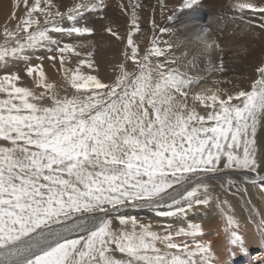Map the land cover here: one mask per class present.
Masks as SVG:
<instances>
[{
    "label": "snow or ice",
    "instance_id": "snow-or-ice-1",
    "mask_svg": "<svg viewBox=\"0 0 264 264\" xmlns=\"http://www.w3.org/2000/svg\"><path fill=\"white\" fill-rule=\"evenodd\" d=\"M159 2L163 12V0ZM21 3L24 12L17 15ZM198 3L183 0L182 7ZM229 3L247 25L258 19L256 27L264 30V0ZM13 7L10 20L16 23L3 27L0 62L6 67L10 60L24 61L26 77L43 90L26 86L17 71L0 75V264H219L211 241L199 239L200 224L174 228L169 223L156 231L127 210L186 216L214 199L205 180L219 179L229 170L253 183L261 181L264 192L257 159V131L264 128V62L248 88L207 87L204 73L227 71L222 58L217 65L210 57L222 49L207 29L197 35L203 45L199 55L207 60L204 67L199 56L187 59V53L177 65L171 53L178 45L155 34L141 56L130 31L131 52L124 56L135 68L121 63L114 80L107 82L81 71L83 65L94 68L91 51L73 68L72 57L82 55L79 46L51 35L91 34L94 29L76 26V18L103 7V0H80L66 13L53 0H16ZM65 17L76 24L61 26L57 18ZM132 17L136 25L135 11ZM152 24L159 27L155 20ZM106 31L122 39L111 27ZM36 49L49 53L36 60L53 62L74 90L71 94H61L42 63H31L28 52ZM224 219L228 243L246 253L240 223L230 208ZM249 222L256 223L264 242V213L251 209ZM235 254L229 249L230 256Z\"/></svg>",
    "mask_w": 264,
    "mask_h": 264
},
{
    "label": "bare ground",
    "instance_id": "bare-ground-1",
    "mask_svg": "<svg viewBox=\"0 0 264 264\" xmlns=\"http://www.w3.org/2000/svg\"><path fill=\"white\" fill-rule=\"evenodd\" d=\"M64 1H65L64 7H61V5H60V7H61L60 11L66 13L68 8H70L69 7L70 4H67L70 0H64ZM96 1H98V3H99V0H93L94 3ZM105 1L107 3V1H109V0H105ZM121 1H123L124 4H125V5L123 4L124 5V9L121 8ZM121 1H119L120 3L115 8L116 12H120V14L119 15L116 14V16H110L109 15L111 17V19H109V17H108L107 18L108 20L105 21V22H103V20H101L102 22L100 24H98V26L100 27V29L102 31H105V33L107 32L106 28L111 27L113 29V31L119 33V35L122 37V39L121 40H117L114 36H112L110 33L107 32L104 38L101 37V38H103L102 41H104L105 44H102V45L99 46L98 54L96 56L97 58L95 60L93 59V61L95 62L94 63V68L93 69H89L86 65L80 66L82 72H84L86 74L97 75L98 78H100V79H102L104 81H107V82H111L112 80H114L115 76L119 73V69L117 67L119 64L124 63L129 70H132L133 68H135V65L133 64V62L130 59H126L125 56H124V52L128 51L130 53L131 49L127 47V39L124 38V34L119 31L120 29H122L123 26H125V24L123 23L125 21V19L129 20L128 17L130 15V13L133 12L132 10L134 9V11H135V13H136V15H137V17L139 19V20H136V25H140V24L144 23V24H146V26L148 25L149 27L153 28L152 21L155 20L156 24L159 25V27H156V28L159 29L160 27L164 26L163 28H167L168 29V27H167L168 25L166 26L165 23L169 20L168 19L169 12H167V11H168L169 8H171V5H172L171 3L167 2L168 0L167 1L163 0V4L165 5V7L163 9V12H161V7H160L159 0H121ZM33 2H34V0H29V4H32ZM76 2H78V1H76ZM137 2L140 5H142V7L133 8L132 5L136 4ZM15 3H16V0H0V44L4 43V40H3V27H4V25L8 24L10 27H14L15 26L16 21L15 20H10V17L12 15L13 11H14V7L13 6H14ZM218 3L221 4V5H217L218 7H215L216 9L213 8L214 10H212V12L214 14H218V8L221 9L223 6H224V10H225L227 4H228L227 7H229V9H231L229 0H218ZM129 4H130V6H129ZM113 5H115L114 2L111 5L112 9H113V7H115ZM103 6H104V4H103ZM208 6H210V5H208ZM57 7H58V5H57ZM173 7H174V9H172L171 12L173 10H175V9L176 10L185 9L186 11H184V12H189L190 14H194V15L197 13V15H201V12L204 11V6H201L199 4L196 5L195 7H192V8H183L182 6H180L179 0H176L173 3ZM102 8L103 7H98V8L91 9L87 15L89 17L90 16L92 17L93 14L94 15H97V14L101 15V13H109L111 11L110 10L111 8H108V7L104 8V9H102ZM178 8H181V9H178ZM205 8H207V7H205ZM115 9H113L114 12H115ZM107 10H110V11L107 12ZM16 11H17V15H23L24 7H23L22 3H21L20 8L18 10H16ZM119 17H120L121 20L119 19ZM40 18H41V20L43 19V17H40ZM90 19H87V20L89 21ZM92 19H94V17ZM197 19H198V24H197V26H195L193 28H196V31L199 30L198 33H201L202 30L205 29L206 27L205 28L203 27L204 24L203 25L201 24V22L199 21V17ZM89 22L91 23L90 24V26H91L93 21H89ZM185 22H186L187 25H192V26L196 25V24H194L195 23L194 21H192V22L185 21ZM259 22L260 21L258 19H256L255 24H253L252 26H249V25H247V23L245 21H243L239 25L234 24V26L232 27V29L230 31H229V29H227V27L225 28V29H227V31H225V29H224V33H225L226 37L228 38L227 42H229V41L232 42L233 41L232 43H235V44L237 43L236 46L232 47V49L235 50V51H232V55H231L232 58L233 59H235V58L238 59L237 55H235V54L237 52H240L242 60L245 63L246 62L249 63L248 69H249V72H250L251 75H253V70L256 69V67L258 65H260V62L262 63V61L260 59V56H261L260 52L262 50H264V30L260 29L259 27H256V24H258ZM208 24H210V23H208ZM208 24H207V26H209ZM227 24L225 22V25H227ZM221 26L223 27L224 25H221ZM243 27H245L246 29L242 31ZM170 30H172V29H170ZM97 31H98V29H97ZM133 31H135V29ZM136 32H137V34L139 36L137 34H136V36L134 35L135 38H136V41H137V42H134V43L136 45H138L139 51H140V55L142 56L143 53L148 48L151 47V39H150L151 37L146 35L149 32L148 28L146 29V32H144V34H143V32H141V30H138ZM241 32H242V34H241ZM132 33H134V32H132ZM167 34L168 33L166 32V36L163 35V36L159 37V40H161V41L167 40L168 41L170 37L168 38ZM51 35H52V33H51ZM101 35H103V34H101ZM152 37H153V35H152ZM84 38H86V37H83V39ZM101 38L99 40H101ZM81 39L76 40V44L73 43L74 45H78L79 46L78 50L82 53L81 57H79V58L72 57V63H71L70 66L73 67V68L79 66L78 62H79L80 59H87V55H86V53H88L87 52V46L84 43L85 40L82 41ZM170 40H172V39L170 38ZM192 40H193V38H192ZM88 41H87V44L89 43ZM177 41H178V39H177ZM67 42L68 41H66V43ZM179 42H177V43L179 44ZM226 44H228V43H226ZM231 45H233V44H231ZM249 45L251 46V49H250L251 51L249 49H247ZM161 46H163V45H161ZM186 46L187 47H192V45H190V44H187ZM196 48L197 49L201 48V44L196 45ZM48 54L49 53H47L46 50H44V49H36L35 51L29 50V52H28V55L32 56L31 63L32 64H37V63H42L43 64L44 71L46 73L47 78L49 79V81L54 82V83H56V84H58L60 86L61 94H64L65 92H67L68 94H71L74 90L71 89L70 86L67 84V82L64 81L63 73L62 72H58L55 68H53L51 66L53 62L48 61L46 59L43 60L42 62L36 60V56H40V55L46 56ZM153 59L155 60L156 58H153ZM163 59H164L163 57L160 58L161 61ZM56 63H57V67H58V61ZM216 63H218V62H216ZM202 64H203V62H202ZM16 65L21 67L20 68L21 72H19V73L22 76H25V79H24L23 83L26 86L32 87L33 90L37 91V92H40V91L43 90V89H39V88L35 87V85L33 83V78L26 77V75L24 73L25 62L22 61V60H10V62L7 64L6 67L3 65L2 62H0V75L6 74V71H15L16 70L15 69ZM66 66H69V65H66ZM252 66H254V68ZM239 68H240V66H239ZM242 68H244V67H242ZM17 70H18V68H17ZM237 73H239V72H237ZM219 74H218V76H219ZM232 75H233V73H232ZM207 76H209V75H207ZM216 77L217 76H215V78ZM249 78H251V77H249ZM202 83H203L204 86H207V85H205L204 82H202ZM239 83L241 84V82H239ZM207 87H209V86H207ZM241 88H248V87L243 83V86H241ZM0 96H2V94H0ZM47 102L48 101H45V103H47ZM189 103H191L190 98H189ZM198 111L203 113L205 110L203 109L202 106L198 105ZM261 131L262 132L260 133V136L262 137V136H264L263 135L264 134V129H262ZM263 144H264V142H263ZM257 152H258V150H257ZM236 173L240 174V176L243 175L239 171L233 172L231 170L227 171L226 173L219 174L220 178L219 179H215V180L218 181V186L221 187L223 190L216 191L218 189H215L214 193H212L214 199L212 201H210L209 205L197 206L194 211H189L186 216H178V217H173V218L156 217L154 212L152 210H150V209H147V208L131 209L132 210L131 212H128L129 210H127V214L131 215V216H135L138 219V221H140V222L153 224V226H154L153 230H160L161 229L160 225L169 224V223L173 224L174 228H178V227H186L188 224L201 223V221L203 222L205 220L206 221H211V222H213V226L209 230L203 231V234H202L201 237H199V239H202L204 241H211L215 259L219 262V264H228V263H226L228 261V259H227V261L225 259V253H226V251L228 252L229 250H227L228 247L226 246V242H225V236L226 235L228 236V234L225 232L224 214L227 212V210L229 208L232 210V214L236 217V219L240 223V234L244 236L247 247H251V246L254 245V244L251 245L250 241H251V239L253 241L255 239V237L257 236L256 235L254 237V235H255L253 233L254 229H252V226L249 223L244 221L245 220L244 218H246V217H243L244 220H242L241 208H240L241 205H240V207L238 206V202L236 201V198H234L231 195L232 193L230 192V189L232 188L235 193L240 194L241 197L246 198V199L252 193V197H254L255 202L257 204V210H259L261 213H264V192L261 191L260 184H259L261 181L256 180L255 183H253V181L250 180V179H247L245 177V175H243V179H239L240 180L239 181V180L234 179V177H233L234 174H236ZM249 175H254V174H249ZM262 175H264V174H262ZM230 177H233L232 180H233L234 183H238V182L239 183L241 182V183L240 184L229 185L227 183V180L231 179ZM193 185H195V182H193L192 184L187 185L186 187L188 188V190H191ZM218 201H219V204H218ZM225 201H226V203H224ZM240 202H242V201H240ZM247 213H249V212H247ZM116 223H118V221H116ZM246 235H249V236H246ZM180 238L181 239H186L189 242H191V238L190 237H180ZM180 238H178V239H180ZM256 242H258V241H256ZM228 246H229V244H228ZM232 249L237 250L235 248V246H233ZM239 258L240 259H239L237 264H257L258 262L264 264V250H260L257 253V255H255V256H250L249 257L248 255H246V256L244 255V256H240Z\"/></svg>",
    "mask_w": 264,
    "mask_h": 264
},
{
    "label": "rangeland",
    "instance_id": "rangeland-1",
    "mask_svg": "<svg viewBox=\"0 0 264 264\" xmlns=\"http://www.w3.org/2000/svg\"><path fill=\"white\" fill-rule=\"evenodd\" d=\"M76 1H78V2H80V0H70L67 4H70L69 5V7H72L75 3H78V2H76ZM105 3H106V1L105 0H103ZM119 1H121V0H109V1H107V3L105 4L104 2H103V4H104V6H103V8L102 9H104V8H106V7H108V8H111V5L113 4V2H114V4L115 5H113V6H115V7H113V9H115L116 8V6H118V4L120 3ZM167 1V0H166ZM176 0H168L167 2L168 3H171L172 5H171V8H169L168 9V11L167 12H169V16H172L173 17V19L172 20H168L166 23H165V25L168 27V30H170V29H172V30H170L169 32H167L168 34H167V36H168V38L170 37L172 40H170V38H169V40H168V42L169 43H172L173 42V44H175V45H178V48L177 47H174L173 49H172V55L173 56H175L176 58H178V60H177V65H180V64H182V63H184L185 62V56H184V53H187L188 55H187V59H191L193 56H199V60H198V63H199V65L201 66V67H204L206 64H207V60L206 59H204V56L203 55H199L200 54V52H201V50H202V47H203V45L200 43V41L197 39V35L199 34L198 33V31H196V28H193V27H195V26H197V24H198V17H199V21L201 22V24L203 25V27L205 28V29H209L208 31H209V33H210V35H211V37L213 38V39H215L220 45H221V49L222 50H213L212 51V53H210V57H211V59H212V61L215 63V64H219V62H220V60H221V58L223 59V62H224V65H225V68L227 69V71L226 72H224V73H220L219 74V72H216V73H212L211 75H209V74H207V73H204L205 75H206V80L204 81V83H205V85H207V86H209V87H220V88H225L226 87V89H229V90H236L237 88H241V86H243V83L247 86V87H249L250 86V83H251V81L255 78V76H256V74H255V69L253 70V75H251L250 74V72H249V69H248V67H249V63H245L243 60H242V58H241V54H240V52H237L235 55H237V57H238V59H233L232 58V51H235V50H233L232 49V47H234V46H236L237 45V43L235 44V43H232L231 41H229V42H227L228 41V38L226 37V35H225V33H224V29L227 27V29H229V31L232 29V27L234 26V24H237V25H239L241 22H243L244 20H241L240 18H239V14L237 13V12H235L232 8L231 9H229V7H227L228 6V4L226 5V9L224 10V6L221 8V9H219L218 8V14H214L213 12H212V10H214L213 8H215V7H218L217 5H221V4H219L218 3V0H199V5H201V6H204V11H202L201 12V15H197V13L194 15V14H190L189 12H184V11H186L185 9H181V8H178V9H181V10H173L172 12H171V10L172 9H174V7H173V3L175 2ZM53 3L57 6L58 5V8H59V10H60V8L61 7H64V4H65V1L64 0H53ZM95 3H98V1H96ZM179 3H180V6H182V4H183V0H179ZM209 3V4H208ZM121 4H124V2L123 1H121ZM60 5H61V7H60ZM125 5V4H124ZM208 5H210V6H208ZM129 6H130V4H129ZM205 7H207V8H205ZM184 8V7H183ZM209 8V9H208ZM94 9V8H93ZM112 8L110 9V10H107V12H109V13H101V15L100 14H97V15H92V17L90 16H88L87 14L89 13V11L88 12H85L84 14H83V16L82 17H77L76 19L79 21V23L78 24H76V22L75 21H69V20H67V18L65 17L64 19H63V21L62 20H60L59 18H57V20L59 21V23L61 24V26H63V27H71V26H73V24H76V26H78V27H83V26H88V27H91V28H93L94 29V31L91 33V34H85V35H82V36H77L76 34H72L71 36H69V35H67V34H59V33H52V36H54V38H58V39H60L61 40V42H62V44L63 43H66V41H68L67 43H69L70 42V44L72 43H74V44H76V40H78V39H81L82 41H84V43L86 44V46H87V52H89V51H91L92 52V57H91V59L93 60H95L97 57V54H98V48H99V46L100 45H102V44H105L104 43V41H102L103 40V38L105 37V35H106V33H105V31H102L101 29H100V27L98 26V24H100L102 21L101 20H103V22H105V21H107L108 19V17H109V19H111V17L110 16H116V14L117 15H119L120 14V12H116V9H115V12H114V10H113ZM216 9V8H215ZM132 11H134V9L132 10ZM207 11V12H206ZM113 12V13H112ZM177 13V14H176ZM185 13V14H184ZM206 13V14H205ZM113 14V15H112ZM181 14V15H180ZM110 15V16H109ZM209 15V16H208ZM217 15V16H216ZM219 15V16H218ZM198 16V17H197ZM233 16V17H232ZM89 17V18H88ZM94 17V19H92ZM102 17V18H101ZM185 17V18H184ZM206 17V18H205ZM91 18V19H90ZM129 20L128 19H125V21L123 22L124 24H125V26H123L122 27V29H120L119 31L121 32V33H123L124 34V38H126L127 39V36H128V34H129V32L130 31H132V32H134V33H132V36H136V34H137V32H136V30L135 31H133L135 28H136V25H133L131 22H132V19H133V17H132V12L130 13V15H129ZM232 18V19H231ZM87 19H90L89 21H93L92 22V25L90 26V22L87 20ZM119 19H120V17H119ZM84 22H83V21ZM98 20V21H97ZM121 20V19H120ZM137 20H139L138 19V17H137ZM219 20V21H218ZM88 21V22H87ZM185 21H189V22H192V21H194L195 23L194 24H196V25H187L186 24V22ZM233 21V22H232ZM225 22H226V24L227 25H225ZM67 23V24H66ZM94 23V24H93ZM168 23V24H167ZM208 23H210V24H208ZM128 24V25H127ZM207 24L209 25V26H207ZM80 25V26H79ZM221 25H224L223 27L221 26ZM232 25V26H231ZM134 26V27H133ZM182 26V27H181ZM231 28H230V27ZM138 27H139V30H141V32H143V34H144V32H146V29L148 28V31L150 32H148L146 35L147 36H150L151 38V40L153 39V37H152V35L154 36V34H155V36L159 39V37H161V36H166V33H160V31H159V29L158 28H151V27H149L148 25L146 26V24H144V23H142V24H140V25H138ZM164 27V26H163ZM209 27V28H208ZM218 27V28H217ZM127 28V29H126ZM97 29H98V31H97ZM143 29V30H142ZM176 29V30H175ZM227 29H225V31H227ZM246 28L245 27H243V29H242V31L243 30H245ZM123 30V31H122ZM151 30V31H150ZM172 31V32H171ZM154 32V33H153ZM128 33V34H127ZM180 33V34H179ZM214 33V34H213ZM101 34H103V35H101ZM241 34H242V32H241ZM88 35V36H87ZM91 35V36H90ZM138 35V34H137ZM218 35V36H217ZM67 36V37H66ZM135 36L133 37V40H134V42H137L136 41V38H135ZM139 36V35H138ZM190 36V37H189ZM83 37H86V38H84L83 39ZM91 37V38H90ZM101 37H103V38H101ZM89 38V39H88ZM95 38V39H94ZM101 38V40H99ZM192 38H193V40H192ZM70 39V40H69ZM177 39H178V41H177ZM236 39V38H235ZM73 40V41H72ZM89 40V41H88ZM92 40V41H91ZM99 40V41H98ZM176 40V41H175ZM65 41V42H64ZM87 41L89 42L88 44H87ZM172 41V42H171ZM180 41V42H179ZM177 42H179V44L177 43ZM198 42V43H197ZM226 43H228V44H226ZM73 44V45H74ZM187 44H190V45H192V47H187L186 45ZM198 45V44H201V48H196V45ZM231 44H233V45H231ZM195 47V48H194ZM189 49V50H188ZM191 49V50H190ZM193 49V50H192ZM247 49H251V46L249 45L248 46V48ZM251 51V50H250ZM196 54H195V53ZM215 52V53H214ZM228 53V54H227ZM261 56H260V59H261V61L262 62H264V50H262L261 52ZM239 55V56H238ZM191 56V57H190ZM181 57V58H180ZM87 59H88V57H87ZM182 59V60H181ZM216 59V60H215ZM202 60V61H201ZM231 61V62H230ZM202 62H203V64H202ZM216 62H218V63H216ZM243 64H242V63ZM260 64H261V62H260ZM177 65H173L174 67L175 66H177ZM243 65V66H242ZM18 65H16V70L15 71H17V72H21V67H17ZM239 66H240V68H239ZM244 67V68H242V67ZM253 68H254V66H252ZM17 68H18V70H17ZM238 70H237V69ZM235 69V70H234ZM244 69V70H243ZM237 70V71H236ZM240 70V71H239ZM247 72H246V71ZM236 71V72H235ZM237 72H239V73H237ZM232 73H233V75H232ZM237 73V74H236ZM243 73V74H242ZM218 74H219V76H218ZM231 74V75H230ZM236 74V75H235ZM207 75H209V76H207ZM215 76H217L216 78H215ZM247 76V77H246ZM210 79H209V78ZM226 77V78H225ZM249 77H251V78H249ZM241 78V79H240ZM226 79V80H225ZM209 80V81H208ZM251 80V81H250ZM213 81H221L218 85H214L213 84ZM225 81H230V83H225ZM235 81V82H234ZM208 82V83H207ZM239 82H241V84L239 83ZM233 83V84H232ZM226 84V85H225ZM212 85V86H211ZM235 85V86H234ZM235 102V101H234ZM262 129H264V128H258V131H257V150H258V152H257V159H258V161H261V168L258 170L259 172H260V174L262 175V174H264L263 172H264V144H263V142H264V136H260V133L262 132L261 130ZM264 135V134H263ZM262 140V141H261ZM260 152V153H259ZM232 171V170H231ZM233 172H235V171H233ZM237 172V171H236ZM234 179H236V180H239V179H243V175L242 176H240V174H234ZM233 177H230L231 179L233 178ZM240 181V180H239ZM205 182L208 184V186H209V191L211 192V193H214V190L215 189H218V190H216V191H219V190H223L221 187H219L218 186V181L217 180H205ZM241 183V182H240ZM239 182L238 183H233V184H240ZM259 184H261V182L259 183ZM195 185H193V187H194ZM177 188L179 187V185H177L176 186ZM231 188V187H230ZM169 191H172L171 189L169 190ZM215 191V192H216ZM230 192L232 193H230L234 198H236V201L238 202V206L240 207V205H241V216H242V220H244V221H246L247 223H249L251 226H252V229H254V231H253V233L255 234H253L254 235V237H255V239L252 241V239H251V245H253V246H251V247H247V252L246 253H239V251L238 250H234V249H232V245H230L229 243H228V236L226 237L225 236V242H226V246L228 247L227 248V250H229V249H231L232 251H234L236 254L234 255V256H230L229 255V251L227 252L226 251V253H225V259H226V261H227V259H228V261L226 262V263H228V264H237L238 263V261H239V257L240 256H246V255H248L249 257L250 256H255V255H257V253L260 251V250H264V242H262L261 241V236L259 235V233H258V231H257V228H256V223L255 222H249V213H247V212H250V210L251 209H253V208H255V209H257V204H256V202H255V199H254V197H252V193L250 194V196L246 199V198H243V197H241L240 196V194H237V193H235L234 192V190L231 188L230 189ZM243 192V191H242ZM236 195V196H235ZM244 199V200H243ZM251 200V201H250ZM240 201H242V202H240ZM249 201L251 202V203H249ZM253 203V204H252ZM209 205V204H208ZM253 205V206H252ZM243 207V208H242ZM246 208V209H245ZM129 211L128 212H131L132 210H131V208L130 209H128ZM244 210V211H243ZM243 211V212H242ZM244 214V215H243ZM243 217H246V218H244L243 219ZM259 218V217H258ZM257 217H253V220L254 221H256V222H258V219ZM194 224H200L201 226H202V229H203V231H206V230H209L212 226H213V222H211V221H201V223H194ZM255 224V225H254ZM118 226V223H116V221H114V226ZM187 227V226H186ZM156 231H161V229L160 230H156ZM212 231V230H211ZM210 231V232H211ZM246 236H249V235H246ZM251 236V235H250ZM258 237V238H257ZM257 238V239H256ZM178 239V238H177ZM181 239V238H180ZM179 240V239H178ZM260 240V241H259ZM256 241H258V242H256ZM254 242V243H253ZM256 242V243H255ZM259 243V244H258ZM228 244H229V246H228ZM257 244V245H256ZM257 263V262H256ZM257 264H263V263H260V262H258Z\"/></svg>",
    "mask_w": 264,
    "mask_h": 264
}]
</instances>
